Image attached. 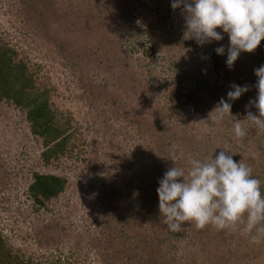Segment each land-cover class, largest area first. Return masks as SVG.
Instances as JSON below:
<instances>
[{
  "label": "rangeland",
  "instance_id": "1",
  "mask_svg": "<svg viewBox=\"0 0 264 264\" xmlns=\"http://www.w3.org/2000/svg\"><path fill=\"white\" fill-rule=\"evenodd\" d=\"M108 1L100 15L102 6L94 2V13L84 0H54L47 10L0 0V44L15 49L36 87L48 91L58 141L66 139L46 161L28 110L0 101V247L8 253L0 264L19 255L24 264H264V242L240 231L188 224L183 236L170 232L156 191L171 159L187 169L189 159L223 149L252 168L264 191V132L247 119L259 115L250 101L264 40L229 69L227 35L198 45L172 0ZM86 13L96 17L90 27ZM220 46L224 55L215 52ZM232 84L249 90L228 100ZM222 98L233 116L217 120ZM237 119L243 139L233 132ZM36 173L62 177L64 189L36 202Z\"/></svg>",
  "mask_w": 264,
  "mask_h": 264
},
{
  "label": "clouds",
  "instance_id": "2",
  "mask_svg": "<svg viewBox=\"0 0 264 264\" xmlns=\"http://www.w3.org/2000/svg\"><path fill=\"white\" fill-rule=\"evenodd\" d=\"M171 8L182 9L185 35L198 45L222 41L227 35L229 69L242 52H254L264 40V0H172ZM215 52L224 55L225 47H217ZM254 74L258 95L250 104L259 115L248 112L247 119L264 132V65L254 69ZM230 88L227 98L231 101L249 90L246 85L232 84ZM231 107L222 98L212 112L222 120L233 116ZM233 132L237 139L247 135L238 119ZM171 160L174 166L164 173L156 189L159 213L170 232L179 233L185 225L194 224L198 230L211 226L217 231H240L253 244L264 242V191L250 166L235 161L233 153L225 149L215 158L212 154L207 160L189 159L187 169L177 167L175 158Z\"/></svg>",
  "mask_w": 264,
  "mask_h": 264
},
{
  "label": "trees",
  "instance_id": "3",
  "mask_svg": "<svg viewBox=\"0 0 264 264\" xmlns=\"http://www.w3.org/2000/svg\"><path fill=\"white\" fill-rule=\"evenodd\" d=\"M53 2L54 0H22L21 3L23 6L30 7L31 9L41 7L40 10H47L46 8H49L50 4ZM84 2L93 5L94 13L97 12L95 10L96 6H102V8L98 10L100 15L108 13V7H105L109 2L108 0H84ZM86 12H88V10ZM45 15L47 16V13H45ZM86 15V22L83 24L90 27L96 17H92V15L88 13H86ZM49 16L50 14L45 17V22L48 20ZM110 26L111 30H114L117 25L116 23H111ZM96 29H99V27H96ZM151 45H154V41ZM17 55H19L18 52L12 49L10 45L5 43L0 44V101L4 98L10 99L17 105L28 110V118L34 133L44 138V145L47 147V150L43 152V156L45 160L48 161L51 157L57 156L60 152H63L66 139H60V141H58L61 137L62 129H60L54 121V114L47 100L48 91L36 87L34 75L29 72L25 61L16 58ZM65 184L66 180L58 175L36 173L34 182L31 185L34 200L38 203H43L46 200L58 196L64 189ZM183 234L184 233H180L178 235L183 236ZM190 241H192V238H190ZM1 243L0 239V245ZM0 252V254L3 255L8 254L3 252L2 247H0ZM13 258L14 259L7 263L24 264L20 255L17 257L13 256Z\"/></svg>",
  "mask_w": 264,
  "mask_h": 264
}]
</instances>
